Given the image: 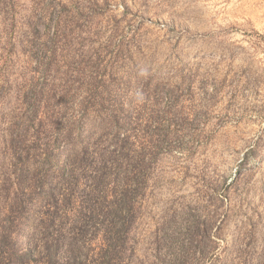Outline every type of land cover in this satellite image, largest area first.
Returning <instances> with one entry per match:
<instances>
[{
  "label": "rangeland",
  "instance_id": "1",
  "mask_svg": "<svg viewBox=\"0 0 264 264\" xmlns=\"http://www.w3.org/2000/svg\"><path fill=\"white\" fill-rule=\"evenodd\" d=\"M0 264H264V0H0Z\"/></svg>",
  "mask_w": 264,
  "mask_h": 264
}]
</instances>
